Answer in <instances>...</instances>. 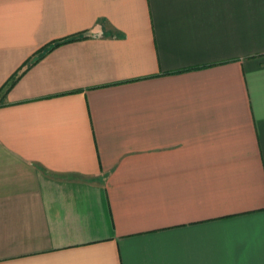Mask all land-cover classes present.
<instances>
[{"label": "crops", "instance_id": "crops-1", "mask_svg": "<svg viewBox=\"0 0 264 264\" xmlns=\"http://www.w3.org/2000/svg\"><path fill=\"white\" fill-rule=\"evenodd\" d=\"M0 264H264V0H0Z\"/></svg>", "mask_w": 264, "mask_h": 264}, {"label": "trees", "instance_id": "trees-1", "mask_svg": "<svg viewBox=\"0 0 264 264\" xmlns=\"http://www.w3.org/2000/svg\"><path fill=\"white\" fill-rule=\"evenodd\" d=\"M78 37H72V38H69V39H67V40H65V41H69V40H74V39H77ZM61 42H57L56 44H54L53 46H56V45H58V44H60ZM53 46H47V47H53Z\"/></svg>", "mask_w": 264, "mask_h": 264}]
</instances>
